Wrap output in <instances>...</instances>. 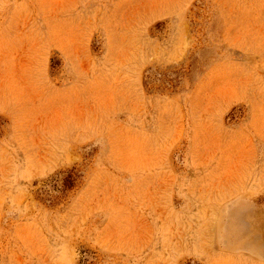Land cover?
Returning <instances> with one entry per match:
<instances>
[{
  "label": "rangeland",
  "instance_id": "obj_1",
  "mask_svg": "<svg viewBox=\"0 0 264 264\" xmlns=\"http://www.w3.org/2000/svg\"><path fill=\"white\" fill-rule=\"evenodd\" d=\"M0 264H264V0H0Z\"/></svg>",
  "mask_w": 264,
  "mask_h": 264
}]
</instances>
